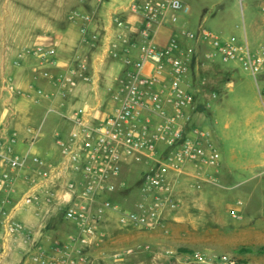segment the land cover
Returning <instances> with one entry per match:
<instances>
[{"label": "built area", "instance_id": "obj_1", "mask_svg": "<svg viewBox=\"0 0 264 264\" xmlns=\"http://www.w3.org/2000/svg\"><path fill=\"white\" fill-rule=\"evenodd\" d=\"M131 12L141 15L147 27L141 32V43L135 44L137 60L125 57L126 72L114 78V84L104 99L98 90L97 69L109 58H119L118 42H126L122 31H105L98 55L90 59L78 56L75 65L59 76L34 69L35 78L43 76L58 86V92L23 93L12 78L5 79L4 89L10 98L24 95L33 103L42 99L67 97L80 82L92 86L93 92L69 113L49 108L47 114L57 113L72 124L66 138L58 137L59 160L49 161L36 154L42 126L27 127L25 136L11 129V122L0 126V258L5 259L14 246L32 249V264H96L88 250L104 240L100 229L103 209L110 207L105 198L125 186L123 173L141 165V213H124L123 222L153 228L164 214L181 204L183 178L188 187L201 191L205 186H220L215 177L220 172L221 152L211 132L194 123L198 112L195 92L188 78L193 68L213 63L236 65L255 82L264 79V39L252 46L243 28L241 39L223 37L203 27L191 30L179 26L190 7L182 0H149L129 4ZM264 14V5L260 6ZM91 22L86 14L74 15ZM112 22L119 30L124 24L117 16ZM175 27L166 44L154 40L156 27ZM86 42L96 47L101 38L83 26ZM185 43L193 45L185 46ZM204 47L202 56L198 45ZM53 51L37 50L34 55L47 60ZM264 100V86L258 87ZM213 93L211 99H215ZM110 104L108 107L107 104ZM9 109L14 110L7 103ZM205 107H211L209 100ZM24 145V150L17 146ZM24 185L19 198L16 184ZM4 194V196L2 195ZM56 213L73 225L72 233L50 237L40 231ZM32 217L36 225L20 218ZM233 218H240L231 210ZM49 240L48 248L39 238ZM191 258L202 264H241L229 254L211 256L194 250Z\"/></svg>", "mask_w": 264, "mask_h": 264}, {"label": "crops", "instance_id": "obj_2", "mask_svg": "<svg viewBox=\"0 0 264 264\" xmlns=\"http://www.w3.org/2000/svg\"><path fill=\"white\" fill-rule=\"evenodd\" d=\"M63 1V28L56 25V11L40 10L39 5L30 11L17 12L16 17L19 15L20 18L26 17L24 21L22 19L19 22L20 25L10 24L8 17L12 16V12L8 9L7 2L0 5V126L11 122V129L20 137L25 136L27 127L42 126L36 154L54 162L59 160V149L55 140L58 137L66 138L72 129V124L57 113L47 114V111L49 108H54L69 113L86 97V92H93L92 86L80 82L72 91L74 93L67 97L42 99L40 103L35 104L22 94L10 98L4 89L5 79L12 78L19 89L18 92L33 94L39 89L48 93L58 92V86L51 80L40 75L36 79L34 69L47 71L54 77L59 76L75 65L76 57L95 58L101 49L106 30H112L113 33L122 31L126 42L117 41L119 58H109L96 71L99 84L97 92H102L103 98L108 99L107 92H110L109 87L115 83L114 78L123 75L128 69L122 62L123 58L138 59L139 52L134 45L141 43V32L147 27L146 20L141 15L131 12L129 4L144 3L149 0ZM71 1L74 3L71 4ZM182 1L190 7L191 13L190 1ZM261 5H264V0H259L258 7L260 8ZM77 13L90 16L91 22L75 17ZM261 15L262 24L255 31L254 41L250 42L247 35L248 42L252 46L264 39V14L261 12ZM113 16H117L122 21L124 29L119 30L114 26ZM189 23H192L190 19L181 18L179 26H188ZM83 26L89 27L90 32L96 31L100 34L98 46L94 47L86 42L87 36L81 33ZM175 30V27L169 26L156 27L154 40L166 44ZM235 37L241 39L242 33L240 37ZM37 50L53 51V54L49 55L46 61L41 62V59L34 55ZM7 103L12 105L14 110L9 109ZM107 106L109 107L110 104L108 103ZM254 107L255 113L252 116L254 118L245 121L246 132L240 138L237 147H231L225 152L216 142L221 152V167L215 177L218 181L224 177L225 188L230 191L236 190V194L239 193V199L234 198L229 206L232 207L231 210L238 211L241 217L244 211L250 208L252 202V192L245 190L243 186L264 175V100L261 101L259 92L255 93ZM48 115L51 116L50 122L46 120ZM17 150L23 151L24 145L17 146ZM129 173L131 169L126 170L121 176L125 186L105 197L110 202V207L103 209L100 225L104 240L99 246L88 250L90 259L96 264H202L190 257L200 244L190 235L189 224L194 220H189L183 214L175 212L184 207L189 192L194 195L193 206L201 207L203 203H200L198 196L206 189L192 190L183 183L188 178H183L180 206L165 213L157 226L147 228L131 219L123 222L124 213L142 212L138 207L141 201L142 177L138 175L139 180L135 184L132 179L134 176H130ZM23 188L24 185L18 182L16 192L11 196L14 199L19 198ZM57 215L70 227L63 233H72L73 225L65 221L60 213L51 216L48 222L50 223ZM19 217L26 218L30 223L34 222L32 217L28 218L23 214H19ZM34 224L36 225V222ZM41 239L46 241L47 244L44 246L48 248L49 240L44 237Z\"/></svg>", "mask_w": 264, "mask_h": 264}, {"label": "rangeland", "instance_id": "obj_3", "mask_svg": "<svg viewBox=\"0 0 264 264\" xmlns=\"http://www.w3.org/2000/svg\"><path fill=\"white\" fill-rule=\"evenodd\" d=\"M191 13L182 16V19L191 20L188 29L197 30L203 27L217 35L240 37L243 28L247 31L250 42L255 39V31L260 27L262 15L258 7L259 0H189ZM7 2L12 16L8 17L10 24L20 25L17 12L35 9L56 11V25L64 26V1L63 0H0V5ZM74 2L71 1V4ZM220 3V5H215ZM69 4V3H68ZM185 46L193 45L185 43ZM202 56L204 47L198 45ZM188 83L195 92L198 113L194 116V123L211 132L215 142L225 152L231 147H237L240 138L246 132L245 121L253 120L255 113L254 97L259 86H264V80L255 82L254 79L236 65H222L220 63L193 68ZM215 99H211L212 94ZM211 100V107L205 104ZM51 116L46 118L50 122ZM143 172L141 165L131 167L130 176H134L133 183L139 180ZM130 179V178H129ZM189 185V179L183 182ZM220 186H205L203 193L198 196L201 207L193 206V193L189 192L186 203L181 213L190 222V235L200 242L197 250L217 256L229 254L239 259L241 264H264V175L247 182L243 188L252 192L250 208L240 218H233L230 214L232 207L229 204L234 198L239 199V193L227 190L224 177L218 181ZM186 194V195H187ZM235 196V197H234ZM196 220V221H195ZM59 215L50 223L47 221L42 234L56 237L69 229ZM42 238V237H41ZM39 238L40 245L46 241ZM29 247L20 248L17 245L0 264H32Z\"/></svg>", "mask_w": 264, "mask_h": 264}]
</instances>
